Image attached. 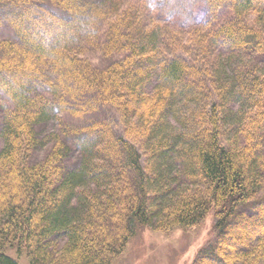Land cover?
I'll use <instances>...</instances> for the list:
<instances>
[{"label":"trees","instance_id":"obj_1","mask_svg":"<svg viewBox=\"0 0 264 264\" xmlns=\"http://www.w3.org/2000/svg\"><path fill=\"white\" fill-rule=\"evenodd\" d=\"M149 1L0 0V264H112L211 210L194 264H264V0Z\"/></svg>","mask_w":264,"mask_h":264},{"label":"rangeland","instance_id":"obj_2","mask_svg":"<svg viewBox=\"0 0 264 264\" xmlns=\"http://www.w3.org/2000/svg\"><path fill=\"white\" fill-rule=\"evenodd\" d=\"M199 4L200 0H150L147 7L149 10L153 9L150 13H154V18L181 28L183 25L188 26L189 22L203 19V17L200 19V14L196 16ZM213 16L221 21L232 15L224 8ZM192 29L193 27L186 31ZM4 35L10 36L9 27L0 20V36ZM6 106H8L7 98L0 89V129L1 117ZM34 158H39V150L34 153ZM215 236L213 210L200 223L186 229L177 227L168 232H161L151 227H144L130 239L126 249L113 260L112 264H194L201 251L213 241ZM6 253L20 264H30L26 254L18 253L16 248L7 249Z\"/></svg>","mask_w":264,"mask_h":264}]
</instances>
